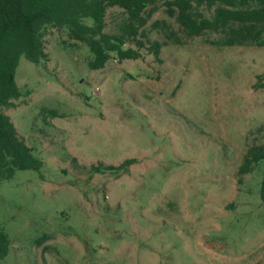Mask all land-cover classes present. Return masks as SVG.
I'll return each mask as SVG.
<instances>
[{
	"label": "rangeland",
	"instance_id": "374dc122",
	"mask_svg": "<svg viewBox=\"0 0 264 264\" xmlns=\"http://www.w3.org/2000/svg\"><path fill=\"white\" fill-rule=\"evenodd\" d=\"M126 18L108 9L105 31ZM141 32L142 58L99 70L53 27L48 62L20 59L4 112L43 166L0 181V264H264V163L239 172L264 145V47L188 37L163 1Z\"/></svg>",
	"mask_w": 264,
	"mask_h": 264
},
{
	"label": "trees",
	"instance_id": "16d2710c",
	"mask_svg": "<svg viewBox=\"0 0 264 264\" xmlns=\"http://www.w3.org/2000/svg\"><path fill=\"white\" fill-rule=\"evenodd\" d=\"M163 1L167 14L175 18L188 37L207 33L222 34L223 46L256 45L264 47V0H0V181L11 180L17 171H40L43 162L18 133L4 110L13 108L22 91L15 73L22 57L41 65L49 61L45 34L49 27L66 30L69 39L84 44L92 54L88 66L105 68L116 55L119 61L142 58L146 48L140 40L143 29ZM118 7L127 18L118 33H107L108 9ZM212 12L210 17L202 11ZM91 21L92 24H88ZM132 44L136 48L125 46ZM153 42L150 51L160 62L162 48ZM137 163L127 159L119 166L93 165L95 173L124 174ZM264 163V145L251 147L240 167L247 175ZM264 195V178L262 181ZM11 241L0 225V261L10 252Z\"/></svg>",
	"mask_w": 264,
	"mask_h": 264
}]
</instances>
